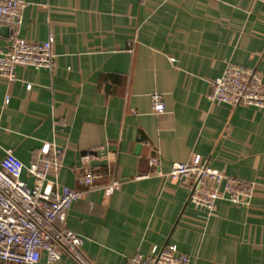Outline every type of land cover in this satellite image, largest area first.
Returning <instances> with one entry per match:
<instances>
[{"label": "crops", "instance_id": "0c3cea01", "mask_svg": "<svg viewBox=\"0 0 264 264\" xmlns=\"http://www.w3.org/2000/svg\"><path fill=\"white\" fill-rule=\"evenodd\" d=\"M28 2L19 35L52 34L54 59L16 67L10 83L0 77V161L12 149L28 166L43 143L55 142L65 149L59 181L83 189L81 150L107 147L121 184L106 193L111 175L94 162L101 186L87 189L67 217L88 259L130 264L153 245L176 243L188 264H264V108L207 98L228 60L256 67L264 81V1ZM12 36L0 24V48ZM152 91L164 95L165 113L152 112ZM196 154L253 181L250 202L221 200L213 215L195 208L188 187L167 173ZM23 177L30 181L26 169ZM36 264L77 263L49 262L43 252Z\"/></svg>", "mask_w": 264, "mask_h": 264}, {"label": "built area", "instance_id": "2783aa9c", "mask_svg": "<svg viewBox=\"0 0 264 264\" xmlns=\"http://www.w3.org/2000/svg\"><path fill=\"white\" fill-rule=\"evenodd\" d=\"M264 1V0H260ZM28 0H0V24L8 25L13 32L11 43L0 48V77L8 82L16 79V67H50L53 64L54 36L43 41L19 35L24 10ZM132 51V48H130ZM32 83H28L30 88ZM207 98L237 106L264 108V81L256 67H249L228 60L222 75L211 80ZM152 112H166L164 95L150 93ZM10 101L7 90L5 102ZM65 149L55 142L43 143L28 166L8 149L0 161V263L36 264L43 252L49 262L72 259L77 264H93L83 251L84 238L67 227V217L73 203L87 189L100 187L103 176L98 161L111 175L102 183L106 193L121 184L115 167L110 163L106 146L81 150V167L78 180L83 189L63 184L59 174L64 165ZM158 157L150 163L159 165ZM30 181L23 177L24 170ZM54 173L55 180L48 179ZM160 173V171H159ZM170 180L184 183L189 189V201L207 215L218 210L221 200L236 205L250 202L254 182L227 173L226 166L217 169L210 165V157L196 154L189 160L175 162L167 173ZM225 181L223 187H220ZM190 255L181 251L176 243L153 245L147 253H136L130 264H188Z\"/></svg>", "mask_w": 264, "mask_h": 264}]
</instances>
